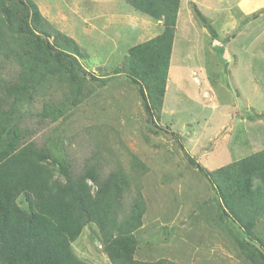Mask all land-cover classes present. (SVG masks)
I'll use <instances>...</instances> for the list:
<instances>
[{
	"label": "rangeland",
	"instance_id": "rangeland-1",
	"mask_svg": "<svg viewBox=\"0 0 264 264\" xmlns=\"http://www.w3.org/2000/svg\"><path fill=\"white\" fill-rule=\"evenodd\" d=\"M197 2L183 3L188 13L180 20L162 112L153 108L149 115L138 86L127 74L114 72L122 65L123 48L110 50L112 43L105 38L101 49L88 47L83 39L78 59L87 74L79 78L81 100L72 99L77 89L70 86L76 83L71 73L49 75L34 89L32 100L19 104L16 122L76 172L88 160L103 176L122 172L127 184L122 217L137 193H143L147 208L143 225L134 232L137 261L264 264L253 254L256 249L250 250L255 245L264 253V211L252 232L223 217L222 198L206 175L264 149V13H215ZM189 16L196 27L185 25ZM216 16L237 24L220 32L212 23ZM49 40L54 43V36ZM19 70L15 59L2 61V76L11 83L18 81ZM45 102L64 104V116L41 119L37 113ZM90 183L95 191L96 184ZM81 235L74 241L75 253L92 263L95 258L113 264L95 223Z\"/></svg>",
	"mask_w": 264,
	"mask_h": 264
},
{
	"label": "trees",
	"instance_id": "trees-1",
	"mask_svg": "<svg viewBox=\"0 0 264 264\" xmlns=\"http://www.w3.org/2000/svg\"><path fill=\"white\" fill-rule=\"evenodd\" d=\"M126 1L165 25L158 36L124 49L122 65L114 69L138 86L146 111L153 115V108L162 112L164 104L181 0ZM53 36L54 43L49 40ZM81 48L54 29L33 1L0 0V264H91L72 245L89 223L99 227L113 264H181L134 258L138 244L134 232L143 225L147 203L139 191L129 214L122 217L127 185L122 172L103 176L89 160L76 172L65 157L30 139L33 131L16 122L19 104L32 100L34 89L49 75L71 73L76 83L70 86L77 89L72 99L81 100L79 78L87 74L78 59ZM9 59L20 65L16 83L2 76V61ZM64 114V104L52 102H45L37 113L53 121ZM206 175L222 198L223 217L234 218L252 232L264 211V149ZM254 246L250 250L256 249L253 254L264 263L263 251Z\"/></svg>",
	"mask_w": 264,
	"mask_h": 264
},
{
	"label": "crops",
	"instance_id": "crops-1",
	"mask_svg": "<svg viewBox=\"0 0 264 264\" xmlns=\"http://www.w3.org/2000/svg\"><path fill=\"white\" fill-rule=\"evenodd\" d=\"M31 1H33L38 6L43 17H45L48 20V22L52 25L54 29L75 39L83 48H85V46L83 45V39H85L84 41H86L88 47L90 46L91 43L92 47L96 46L97 49H101L102 48L101 44L106 43L105 42L106 40L103 39L105 38L108 39L110 43H112L111 48H109L110 50H115L117 48L126 49L130 45L146 42L158 36L165 30V25L163 20H153L149 16L139 13L138 11L134 10L126 0H31ZM187 1L188 0H181L180 3L178 19H177V30L173 44V52L170 62L169 75L173 68L172 64L174 61V52L177 46V40L179 37L180 20H182L183 18L182 13H188L185 6L183 7V3ZM192 1L195 3L197 1H203L204 7L214 8L213 10H215V13H245V14L258 13V12L264 13V0H217L216 1L217 6L213 4L215 0H192ZM197 4H199V2H197ZM209 13H213V12H209ZM244 16L246 17L248 15H244ZM225 18L227 19L228 17ZM226 19L224 21L216 16L215 20L212 19V23L214 27L216 25L220 27V32H225L227 29H224V27H228L230 25L235 26L237 24L231 18H228L229 21H226ZM186 22L187 23L185 25L187 27H188V22L192 25L193 28L197 26V23L193 21V19L190 16H189V21ZM246 23H250V21L249 22L247 21ZM201 28L202 30L207 31V26L202 25ZM92 33H96V35L93 36ZM98 35L100 37L96 38L95 36ZM110 36L111 38H109ZM102 40H104V42ZM168 82H169V78H168ZM167 91H168V84L166 88V94ZM166 94H165V99H166ZM220 167L214 168L210 171L216 170ZM74 244L75 242H73L72 244L73 247H75ZM78 256L81 259L91 264H99L96 262L95 258H94L95 263H92L93 261L88 260L87 256L85 258L82 257L81 254ZM179 263L184 264L182 262ZM105 264L107 263L105 262Z\"/></svg>",
	"mask_w": 264,
	"mask_h": 264
}]
</instances>
